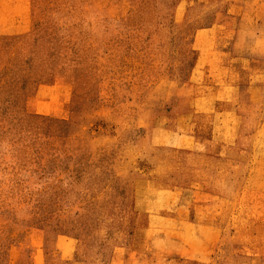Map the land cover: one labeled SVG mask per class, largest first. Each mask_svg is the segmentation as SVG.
Returning <instances> with one entry per match:
<instances>
[{"label":"rangeland","instance_id":"1","mask_svg":"<svg viewBox=\"0 0 264 264\" xmlns=\"http://www.w3.org/2000/svg\"><path fill=\"white\" fill-rule=\"evenodd\" d=\"M263 80L264 0H0V264H264Z\"/></svg>","mask_w":264,"mask_h":264},{"label":"crops","instance_id":"2","mask_svg":"<svg viewBox=\"0 0 264 264\" xmlns=\"http://www.w3.org/2000/svg\"><path fill=\"white\" fill-rule=\"evenodd\" d=\"M243 38V34L242 33H237L235 35V40H242ZM246 39V38H245ZM255 39V38H254ZM234 40V41H235ZM248 60V59H247ZM259 60L257 58H254V62H251V66L255 69V68H259V65L256 64ZM250 66V62L248 64ZM250 68V67H249ZM258 70V69H257ZM264 81V80H263ZM264 84V83H263ZM244 90V89H243ZM243 102H246L244 100V98L242 99ZM258 103H260L259 101H256V102H252L251 100H248L247 101V104H248V109H250V107H252L253 105H255V107L258 105ZM258 108V107H256ZM239 112H236L235 114H232L231 115V119H238L239 117ZM235 116V118H234ZM235 128V129H234ZM240 125H235V122L233 124V131H237V134H239L240 132ZM240 135V134H239ZM247 137H249L251 140H253L254 138H257V140H260V138H262V142L261 144L264 145V129H261V130H256V131H252L251 134H248Z\"/></svg>","mask_w":264,"mask_h":264}]
</instances>
